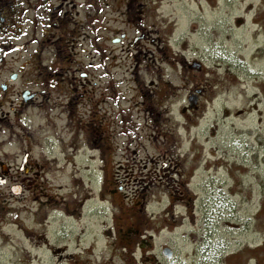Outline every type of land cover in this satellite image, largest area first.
<instances>
[{"label":"rangeland","instance_id":"374dc122","mask_svg":"<svg viewBox=\"0 0 264 264\" xmlns=\"http://www.w3.org/2000/svg\"><path fill=\"white\" fill-rule=\"evenodd\" d=\"M123 1L79 0V62L97 83L78 115L24 122L38 175L0 205V264H264V0H141L135 48Z\"/></svg>","mask_w":264,"mask_h":264},{"label":"flooded vegetation","instance_id":"af4514ba","mask_svg":"<svg viewBox=\"0 0 264 264\" xmlns=\"http://www.w3.org/2000/svg\"><path fill=\"white\" fill-rule=\"evenodd\" d=\"M67 1L0 0V205L6 201L19 205L25 194L32 193L27 191L32 177L38 175V165L31 163L30 151H25L23 156L21 154L20 133L24 122L28 123L34 115L48 110L52 111L50 116H67L75 111L78 115L80 108L89 105L84 103L85 94L97 83L89 77L90 72L85 71V68L95 67L81 65L78 52L82 43L79 40L83 39L85 31L82 20L88 18L90 9L80 7L79 0L76 3ZM143 6L141 0H124L122 4L123 22L127 26L133 25L136 32L130 48L148 38L144 30L138 28L146 13ZM94 8L96 16L95 19L92 17L88 28L96 29L98 33L99 18L97 21L96 17L100 15V2L95 3ZM37 10L45 12L44 19L31 17ZM68 14L71 16L69 21L62 24ZM28 25H31L33 33L37 29L42 30L40 39L35 37L30 41L31 46L27 40L20 42ZM119 35L118 38V34H114L112 44L123 47L127 37L124 32ZM98 45L99 41L95 40L97 50ZM29 48L34 53L29 61L22 64L20 54ZM45 50L51 55L42 61ZM52 95L62 97L59 105L51 103ZM50 116L45 117L49 120ZM77 124L81 126L79 121Z\"/></svg>","mask_w":264,"mask_h":264},{"label":"bare ground","instance_id":"6f19581e","mask_svg":"<svg viewBox=\"0 0 264 264\" xmlns=\"http://www.w3.org/2000/svg\"><path fill=\"white\" fill-rule=\"evenodd\" d=\"M94 147H91L90 149H93ZM94 154V152L92 151L91 152V154ZM90 158H92L93 159V155L90 157ZM85 170L86 169H88L87 167L86 168H84ZM88 177H89V175H87ZM82 192H92V190H90L89 188H87V187H84V189L82 188ZM102 192H106V194H107V199H105V198H98L97 197V201H99V204H101V202L102 203H105V202H107V203H109V201L112 199V189H111V183H110V178H109V176L107 177V179H106V181H105V187H104V190H102ZM102 192H99V194H101ZM85 194L86 193H84V201H91V200H94V197L95 196H93L92 194H89V195H86L85 196ZM108 199H110L109 201H108ZM118 204H120L119 203V201H118ZM121 205V204H120ZM68 264H71V263H68Z\"/></svg>","mask_w":264,"mask_h":264},{"label":"water","instance_id":"95a60500","mask_svg":"<svg viewBox=\"0 0 264 264\" xmlns=\"http://www.w3.org/2000/svg\"><path fill=\"white\" fill-rule=\"evenodd\" d=\"M200 65H194L195 68H199ZM189 104H190V107L189 109L191 108H194L195 107V104H196V98H189ZM163 254L167 257V258H170L171 256V252L169 249H164L163 250Z\"/></svg>","mask_w":264,"mask_h":264}]
</instances>
